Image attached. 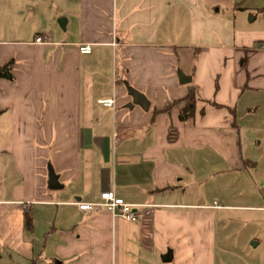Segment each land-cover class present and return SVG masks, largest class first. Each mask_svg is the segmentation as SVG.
Instances as JSON below:
<instances>
[{
    "label": "crops",
    "instance_id": "1",
    "mask_svg": "<svg viewBox=\"0 0 264 264\" xmlns=\"http://www.w3.org/2000/svg\"><path fill=\"white\" fill-rule=\"evenodd\" d=\"M262 1L1 0L0 66H14L0 79V260L154 264L169 248L162 264L172 249L175 264H233L219 241L264 229ZM126 86L147 111L127 107ZM104 191L139 220L74 205Z\"/></svg>",
    "mask_w": 264,
    "mask_h": 264
},
{
    "label": "rangeland",
    "instance_id": "2",
    "mask_svg": "<svg viewBox=\"0 0 264 264\" xmlns=\"http://www.w3.org/2000/svg\"><path fill=\"white\" fill-rule=\"evenodd\" d=\"M1 5H2V2L0 0V6ZM248 226H249L248 228H251L254 226L258 227V223L249 224ZM257 227L254 229L253 228L247 229L246 231H243V232H239L238 230H235L234 238L232 240L230 241L220 240L219 241V245H218L219 251L227 252V255L229 256L230 261H232L231 263L233 264H240V261L243 257H245V259L247 260L255 259V258L264 260V229L261 228L259 229V232H258ZM241 238H244V241H245L243 246H239L242 240ZM257 240H259L260 245L258 247H253L252 243L253 242L257 243L256 242ZM168 249L169 248H165V249H162L160 252L159 251L155 252L154 264H162L160 260L161 255L164 254ZM172 250H175L174 251V261L172 263V264H175L178 254H177L176 249H172ZM188 255H189L188 249L182 248L181 249V260L184 259L185 261H188ZM10 256L11 258L4 256L3 260H0V264H23L16 255L11 254Z\"/></svg>",
    "mask_w": 264,
    "mask_h": 264
},
{
    "label": "built area",
    "instance_id": "3",
    "mask_svg": "<svg viewBox=\"0 0 264 264\" xmlns=\"http://www.w3.org/2000/svg\"><path fill=\"white\" fill-rule=\"evenodd\" d=\"M37 44L46 45L47 40L37 37L34 41ZM79 53L90 54V45H81L79 47ZM104 107L113 108L114 101L112 99H106L99 101ZM79 211L95 214L98 212H107L113 218H120L127 222H137L140 218L141 206H133L125 203L122 199L117 198L113 191H104L100 194L99 200L92 203H75L74 204ZM213 208H218V205L214 203Z\"/></svg>",
    "mask_w": 264,
    "mask_h": 264
},
{
    "label": "water",
    "instance_id": "4",
    "mask_svg": "<svg viewBox=\"0 0 264 264\" xmlns=\"http://www.w3.org/2000/svg\"><path fill=\"white\" fill-rule=\"evenodd\" d=\"M60 22L61 21H59V23ZM175 76H176L177 82L180 85L189 84L191 82V79H192V77L190 75L183 74L179 67H177L175 69ZM126 89H127L128 95L132 99V102L130 104H128L127 107L131 108L133 105H137L142 110L147 111V109L149 107V102L147 101L145 96L143 94L137 92L136 90H134L133 88H131L129 86H126ZM47 170H48V181H47L48 189L54 190V189L59 188L60 186L58 183V178L54 174L51 167L48 166ZM171 260H172V251L168 249L166 251V253L161 256V261H162V263H169V262H171Z\"/></svg>",
    "mask_w": 264,
    "mask_h": 264
},
{
    "label": "trees",
    "instance_id": "5",
    "mask_svg": "<svg viewBox=\"0 0 264 264\" xmlns=\"http://www.w3.org/2000/svg\"><path fill=\"white\" fill-rule=\"evenodd\" d=\"M14 66V61L10 60L4 65L0 66V79L9 80L12 78V70ZM182 102H184L183 108L179 111L178 119L181 122H186L194 117L195 114V107L197 103V99L195 97L193 87L189 85V92L188 94L183 98ZM212 106L215 108H220V105H217L215 103H212ZM155 113H159L158 111H155Z\"/></svg>",
    "mask_w": 264,
    "mask_h": 264
}]
</instances>
